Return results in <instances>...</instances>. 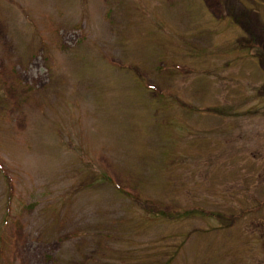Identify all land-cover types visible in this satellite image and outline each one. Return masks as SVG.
<instances>
[{
    "label": "rangeland",
    "instance_id": "374dc122",
    "mask_svg": "<svg viewBox=\"0 0 264 264\" xmlns=\"http://www.w3.org/2000/svg\"><path fill=\"white\" fill-rule=\"evenodd\" d=\"M263 204L264 0H0V264H264Z\"/></svg>",
    "mask_w": 264,
    "mask_h": 264
},
{
    "label": "trees",
    "instance_id": "16d2710c",
    "mask_svg": "<svg viewBox=\"0 0 264 264\" xmlns=\"http://www.w3.org/2000/svg\"><path fill=\"white\" fill-rule=\"evenodd\" d=\"M264 206V204L262 205V207ZM261 208V207H260ZM259 209V208H258ZM201 211V209L200 208H198V207H196V208H192V209H190V212H187L186 213V215H189V214H194V213H200V211ZM180 212H177L176 214L175 213H173V214H169V216H168V219H170V220H173V219H178V218H176V217H179L180 216V214H179ZM185 214H183V216H184ZM181 217H182V215H181ZM180 217V218H181Z\"/></svg>",
    "mask_w": 264,
    "mask_h": 264
}]
</instances>
